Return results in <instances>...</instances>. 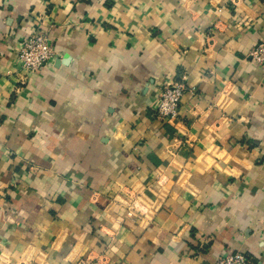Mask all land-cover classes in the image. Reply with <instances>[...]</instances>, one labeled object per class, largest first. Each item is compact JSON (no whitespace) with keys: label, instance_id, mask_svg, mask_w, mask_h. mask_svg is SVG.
I'll use <instances>...</instances> for the list:
<instances>
[{"label":"crops","instance_id":"obj_1","mask_svg":"<svg viewBox=\"0 0 264 264\" xmlns=\"http://www.w3.org/2000/svg\"><path fill=\"white\" fill-rule=\"evenodd\" d=\"M261 42L264 0H0V264H264Z\"/></svg>","mask_w":264,"mask_h":264},{"label":"built area","instance_id":"obj_2","mask_svg":"<svg viewBox=\"0 0 264 264\" xmlns=\"http://www.w3.org/2000/svg\"><path fill=\"white\" fill-rule=\"evenodd\" d=\"M251 57L264 68V43H259L251 49ZM54 57V48L48 30L41 18L35 19L31 32L19 44L17 59L25 71L40 72ZM189 89L186 80L180 79L164 85L158 96L157 115L162 119H174L179 114L180 101ZM164 176L159 183H164ZM129 212L135 216L146 215L149 205L141 199L130 201ZM81 264H85L82 262ZM217 264H252L250 258L242 252H233L218 258Z\"/></svg>","mask_w":264,"mask_h":264}]
</instances>
